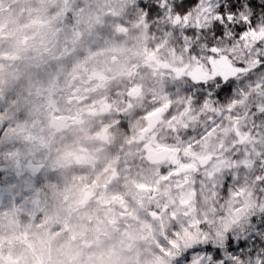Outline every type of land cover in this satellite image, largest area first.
Returning a JSON list of instances; mask_svg holds the SVG:
<instances>
[{
    "label": "clouds",
    "instance_id": "obj_1",
    "mask_svg": "<svg viewBox=\"0 0 264 264\" xmlns=\"http://www.w3.org/2000/svg\"><path fill=\"white\" fill-rule=\"evenodd\" d=\"M0 264H264V0H0Z\"/></svg>",
    "mask_w": 264,
    "mask_h": 264
}]
</instances>
